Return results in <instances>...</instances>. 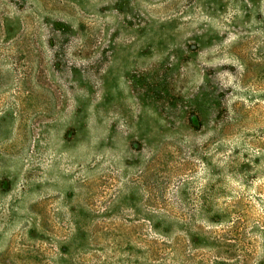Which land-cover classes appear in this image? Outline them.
I'll return each instance as SVG.
<instances>
[{
  "label": "rangeland",
  "instance_id": "1",
  "mask_svg": "<svg viewBox=\"0 0 264 264\" xmlns=\"http://www.w3.org/2000/svg\"><path fill=\"white\" fill-rule=\"evenodd\" d=\"M219 261L264 264V0H0V264Z\"/></svg>",
  "mask_w": 264,
  "mask_h": 264
},
{
  "label": "trees",
  "instance_id": "2",
  "mask_svg": "<svg viewBox=\"0 0 264 264\" xmlns=\"http://www.w3.org/2000/svg\"><path fill=\"white\" fill-rule=\"evenodd\" d=\"M219 219H221V218L217 215V216H216V219L213 218L212 221H213V222H218ZM206 240H207V239H206ZM191 241H192V243H195L196 240H195V239H192ZM214 263H217V261L215 260ZM218 264H226V262H225V261H219Z\"/></svg>",
  "mask_w": 264,
  "mask_h": 264
}]
</instances>
